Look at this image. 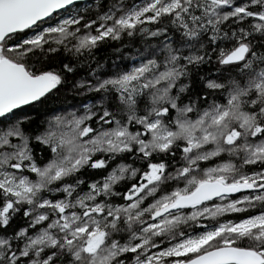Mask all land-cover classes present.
Segmentation results:
<instances>
[{"label": "snow or ice", "instance_id": "snow-or-ice-1", "mask_svg": "<svg viewBox=\"0 0 264 264\" xmlns=\"http://www.w3.org/2000/svg\"><path fill=\"white\" fill-rule=\"evenodd\" d=\"M0 264H264V0H0Z\"/></svg>", "mask_w": 264, "mask_h": 264}]
</instances>
